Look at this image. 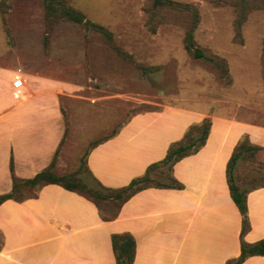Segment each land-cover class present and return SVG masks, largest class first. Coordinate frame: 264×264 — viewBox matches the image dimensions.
I'll use <instances>...</instances> for the list:
<instances>
[{"label":"crops","instance_id":"1","mask_svg":"<svg viewBox=\"0 0 264 264\" xmlns=\"http://www.w3.org/2000/svg\"><path fill=\"white\" fill-rule=\"evenodd\" d=\"M16 73L0 65V195L11 192L14 174L27 179L49 167L65 134L62 95L70 84L23 73L25 86L16 96ZM206 118L212 120L206 143L173 167L182 186L143 188L113 219H104L93 200L56 183L2 202L0 264H116L112 235L124 232L136 239L133 264H228L239 258L243 216L227 166L244 134L264 146L263 126L198 106L164 104L133 114L114 134L95 141L86 166L103 186H126ZM247 201L244 238L252 243L264 238V186L250 190ZM240 264H264V255Z\"/></svg>","mask_w":264,"mask_h":264},{"label":"rangeland","instance_id":"2","mask_svg":"<svg viewBox=\"0 0 264 264\" xmlns=\"http://www.w3.org/2000/svg\"><path fill=\"white\" fill-rule=\"evenodd\" d=\"M65 1L112 38L48 17L45 0H0V65L71 86L62 95L57 173L78 172L109 193L87 169L88 149L133 114L164 104L198 106L264 127V0ZM190 33L203 56L187 48ZM262 154L239 160L236 181L243 188L264 183ZM170 173L158 168L152 183H170ZM99 202L103 215L117 208L113 200Z\"/></svg>","mask_w":264,"mask_h":264},{"label":"trees","instance_id":"3","mask_svg":"<svg viewBox=\"0 0 264 264\" xmlns=\"http://www.w3.org/2000/svg\"><path fill=\"white\" fill-rule=\"evenodd\" d=\"M47 15L48 17H60L65 18L76 23L85 25L86 29H95L103 32L107 37L112 38L111 32L103 25L97 24L86 18L85 14L70 6L65 0H45ZM173 0H155L156 5L173 4ZM195 43L193 40L192 33L187 38V48L193 51L196 57L203 56V52L194 49ZM212 120L206 118L201 123L192 124L181 140L172 143L167 151L164 159L155 162L147 168L145 174L134 178L128 185L120 188H108L98 182V184L109 191L105 193L100 189L89 186L84 178L79 175L78 172L68 173H57L55 171L56 156L51 165L44 170L38 172L35 176L27 179H22L13 175V189L11 192L0 195V204L7 199L13 198L22 200L27 197L36 195L37 190L40 186L47 183L60 184L68 190L77 191L82 195L93 200L100 208V200H113V203L117 206L116 210L112 215H103L104 219H113L116 217L123 205V203L131 197L137 191L149 187V186H165V187H181V183L173 175V167L177 161L184 158L185 156L191 155L197 152L207 141ZM116 132V131H115ZM114 132V133H115ZM112 133V134H114ZM111 134V135H112ZM262 152L263 163H264V146L255 144L251 141L248 134H244L239 140L235 150L228 162L227 166V177L232 198L238 205L242 216V231H241V255L239 258L229 260L228 264H240L247 257L252 255H264V238L256 242H247L244 238L249 228V216H248V201L247 195L250 190L264 186V183L253 187H242V185L236 181L235 170L238 166L239 160L247 157H255L257 153ZM166 166L170 173V183H157L152 178V173L158 168ZM13 170V164H11ZM25 191H32L29 195L24 194ZM101 210V208H100ZM102 213V212H101ZM112 244L116 256V264H133L137 243L135 237L129 233H114L112 235Z\"/></svg>","mask_w":264,"mask_h":264},{"label":"built area","instance_id":"4","mask_svg":"<svg viewBox=\"0 0 264 264\" xmlns=\"http://www.w3.org/2000/svg\"><path fill=\"white\" fill-rule=\"evenodd\" d=\"M25 86V79L22 70H17L15 79L13 81L14 94L20 96L22 93V88Z\"/></svg>","mask_w":264,"mask_h":264}]
</instances>
